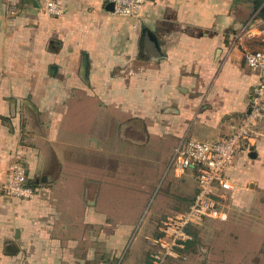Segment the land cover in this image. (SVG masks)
<instances>
[{"label": "crops", "instance_id": "0c3cea01", "mask_svg": "<svg viewBox=\"0 0 264 264\" xmlns=\"http://www.w3.org/2000/svg\"><path fill=\"white\" fill-rule=\"evenodd\" d=\"M35 1L0 0V182L20 162L34 189L0 192V264H149L159 223L197 190L176 147L225 138L249 111L264 0H146L136 18ZM226 177L225 217L202 223H227V264H264V120Z\"/></svg>", "mask_w": 264, "mask_h": 264}, {"label": "built area", "instance_id": "2783aa9c", "mask_svg": "<svg viewBox=\"0 0 264 264\" xmlns=\"http://www.w3.org/2000/svg\"><path fill=\"white\" fill-rule=\"evenodd\" d=\"M113 15L136 18L146 0H109ZM43 11L52 17L62 16L64 8L60 0H49ZM260 50L246 52L244 61L248 69L258 75L252 89L249 112L232 127L231 133L217 141L187 139L176 147L173 161L182 169H194L197 190L188 209L166 216L158 229L149 264H167L169 260L185 259L184 251L192 241L188 229L199 226L204 219H223L226 215L227 196L234 191L227 179V171L241 147L251 140L254 127L264 120V39ZM0 192L6 198L31 200L34 189L26 182V168L20 162L8 165Z\"/></svg>", "mask_w": 264, "mask_h": 264}, {"label": "rangeland", "instance_id": "374dc122", "mask_svg": "<svg viewBox=\"0 0 264 264\" xmlns=\"http://www.w3.org/2000/svg\"><path fill=\"white\" fill-rule=\"evenodd\" d=\"M150 208V204L144 207L141 220L137 224L136 230L127 242V250L134 246L137 234L142 227L145 217ZM161 222L158 225V229ZM193 236L196 240L187 250V258L175 264H227V250L225 232L228 229L227 223L206 221L199 226H195ZM157 229V234H158ZM194 239V237H193Z\"/></svg>", "mask_w": 264, "mask_h": 264}, {"label": "water", "instance_id": "95a60500", "mask_svg": "<svg viewBox=\"0 0 264 264\" xmlns=\"http://www.w3.org/2000/svg\"><path fill=\"white\" fill-rule=\"evenodd\" d=\"M25 2H26L27 4H31L33 7H36V8L38 7V4L36 3L35 0H25ZM108 9H109L110 11H113V5H112V3H109V5H108ZM142 40H143V38H142ZM82 68H83V72H84V74H86L87 69H88V61H87V57H86L85 54H83ZM248 112H249V111H248Z\"/></svg>", "mask_w": 264, "mask_h": 264}]
</instances>
